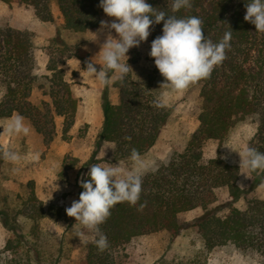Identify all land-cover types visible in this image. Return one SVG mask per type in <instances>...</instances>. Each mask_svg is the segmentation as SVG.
Here are the masks:
<instances>
[{
	"label": "trees",
	"instance_id": "obj_1",
	"mask_svg": "<svg viewBox=\"0 0 264 264\" xmlns=\"http://www.w3.org/2000/svg\"><path fill=\"white\" fill-rule=\"evenodd\" d=\"M0 1L30 5L36 16L46 22L54 21L52 4L56 3L63 18V27L73 32L97 28L104 14L98 7L99 0ZM146 2L172 14V0ZM247 2L250 0H191V8L175 13L177 17L202 19L204 33L213 42H218L225 32H231V47L226 50V59L214 68L210 78L197 82L201 97L197 128L181 149H175L166 161L157 166V171L143 175L140 200L135 206L125 202L111 209L110 217L100 225L108 238V248L101 252L89 241L85 246L83 264H123L124 246L132 238L162 230L175 237L183 228L178 214L196 207L205 210L192 225L198 230L206 250L232 246L259 255L261 264H264V199L252 198L244 208L233 206L232 201L247 192L237 184L238 165L226 162L221 156L208 160L203 157L207 140L223 139L232 127L247 117L256 122L248 147L264 153V33L257 32L253 24L244 20ZM150 28L149 52L152 40L162 35L163 22ZM54 42L60 46L50 48L45 72L38 74L32 33L0 25V120L19 114L31 122L45 145L56 135L57 117L63 119V137L69 138L78 104L63 68L71 57L65 52L68 46L59 37ZM149 59L154 62V58L149 56ZM158 72L155 66L146 82L140 83L130 71L123 83H113L118 91L116 102H111L108 88L104 87L103 121L98 141L114 144L112 158L115 161L128 160L133 148L140 154L152 148L171 114V108L160 99L165 107L154 105L158 97L152 82ZM34 86L42 89L49 101L34 103L31 99ZM63 163L66 164V160ZM74 165L75 162L66 164L68 168ZM249 173L255 180L264 182V172ZM30 185V193L22 200L13 219L9 218L8 211L0 210L4 225L13 234L6 248L13 251L27 244L25 235L19 232L20 217L29 223L26 238L35 245L26 264H56L50 260L49 249L40 244L42 231L39 222L51 213L36 196L33 182ZM221 186L228 188L231 200L211 207L216 202L215 189ZM79 191H83L80 185ZM142 204L146 206L138 210ZM160 264L202 263L163 259Z\"/></svg>",
	"mask_w": 264,
	"mask_h": 264
},
{
	"label": "rangeland",
	"instance_id": "obj_2",
	"mask_svg": "<svg viewBox=\"0 0 264 264\" xmlns=\"http://www.w3.org/2000/svg\"><path fill=\"white\" fill-rule=\"evenodd\" d=\"M52 12L54 21H41L30 5L16 1L11 3L0 1V25L32 33L38 74L45 72L50 48L60 46L54 39L59 37L60 41L68 46L65 52L70 53L71 57L66 60L63 68L65 77L78 100L75 122L68 133L69 138L63 137V119L57 117L56 135L48 145L44 144L42 136L24 117L23 122L29 132L8 133V124L19 114L14 113L11 117L0 120V210L8 211L9 218L13 219L22 200L28 197L32 186L30 183L33 182L36 196L51 213L39 222L42 231L40 244L49 249L50 260L56 261V264H83L85 246L88 242L82 243L78 236H74L72 227L75 218L69 217L65 209L71 206L73 200L79 199V180L82 177L87 178L86 173L91 164L105 166L108 163H119L112 158L114 144L98 141L103 121L102 95L105 86L95 78H89L84 70L86 61H91L92 58L100 60L98 53L101 45L106 42L108 32L107 30L98 32L100 25L85 32H73L63 27V18L56 3L52 4ZM113 19L105 13L102 16V20L109 22ZM111 35L117 37L114 30ZM151 35L150 28L147 41H142L139 47L130 48L127 53V63L133 70L132 75L140 83H145L149 73L155 68V63L148 55ZM126 59L125 57V62ZM94 66L97 70L101 68L98 63ZM163 80L164 77L158 72L152 82L153 91L171 108V114L161 129L155 145L141 154L145 161L153 163L156 167L166 161L175 149H181L185 145L199 124L197 115L201 105L198 83L182 92H169L167 89L159 88ZM107 88L109 99L116 102L117 89L112 85ZM31 99L34 103L40 100L49 101L48 96L44 95L38 86H34ZM255 129L256 122L253 118L247 117L232 127L223 139H209L203 147L205 160L221 156L226 162L238 165L237 184L247 191L238 200L232 201V205L238 208H244L247 201L252 198L264 199V182L255 180L249 170L240 168L241 157L237 152L248 147ZM9 149L20 156L18 162L12 163L2 158V152ZM37 155L38 159L34 160L33 156ZM65 160L67 165L75 162L74 167L68 168L63 163ZM121 162L125 168L129 166L128 160ZM215 193L216 202L211 207L226 204L231 200L226 186L217 187ZM204 211L203 208L196 207L180 212L178 218L183 228L175 237L162 230L132 238L124 246L123 264H160L163 259L200 261L202 264H261L259 255L243 252L232 246H216L209 251L206 250L198 230L192 225ZM224 211L225 209L222 210ZM3 220L0 214V264H26L35 248L33 241L26 238L29 223L18 217L19 232L25 235L27 244L12 251L6 248V244L13 234L4 225ZM85 234L91 241L93 234L88 232Z\"/></svg>",
	"mask_w": 264,
	"mask_h": 264
},
{
	"label": "clouds",
	"instance_id": "obj_3",
	"mask_svg": "<svg viewBox=\"0 0 264 264\" xmlns=\"http://www.w3.org/2000/svg\"><path fill=\"white\" fill-rule=\"evenodd\" d=\"M98 7L103 9L106 16L114 19L110 22L100 21L98 32L107 30V39L98 53L100 60L92 58L86 61L84 70L89 78H95L105 87L116 82L123 83L129 72L133 71L127 63V53L130 48L139 47L142 41H147L150 26L154 24L163 22L162 35L152 40L148 55L154 58L155 66L164 77L159 88L169 92L185 91L200 80L210 78L214 68L226 59V50L231 47V32H225L218 42H213L204 33L202 19L175 15L181 9L191 8V0H172L171 15L154 8L146 0H99ZM244 7V20L253 24L257 32L264 33V0H250ZM112 30L117 37L111 35ZM96 63L101 65L99 70L94 66ZM154 105L165 107L159 98L154 101ZM7 131L9 134H27L29 129L23 117L16 115L8 124ZM125 139L130 140L131 137ZM237 152L241 157L240 168L264 172V153L252 147ZM2 158L12 163L21 159L10 149L2 152ZM33 159H38V155L33 156ZM128 161L127 168L121 161L105 166L91 164L86 173L88 179L82 177L79 180L83 189L79 199L73 200L71 206L65 209L69 217L75 218L72 227L74 236H78L82 243H87L89 238L85 233H92L90 242L101 252L109 244L100 225L110 217L111 209L125 202L135 206L140 200L143 175L157 171V167L145 161L135 148L131 149ZM145 206L142 204L138 210Z\"/></svg>",
	"mask_w": 264,
	"mask_h": 264
}]
</instances>
